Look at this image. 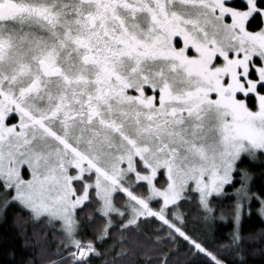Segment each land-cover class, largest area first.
Wrapping results in <instances>:
<instances>
[{"label":"snow or ice","instance_id":"obj_1","mask_svg":"<svg viewBox=\"0 0 264 264\" xmlns=\"http://www.w3.org/2000/svg\"><path fill=\"white\" fill-rule=\"evenodd\" d=\"M244 158L264 159V0H0L24 264H243V218L264 221Z\"/></svg>","mask_w":264,"mask_h":264},{"label":"trees","instance_id":"obj_2","mask_svg":"<svg viewBox=\"0 0 264 264\" xmlns=\"http://www.w3.org/2000/svg\"><path fill=\"white\" fill-rule=\"evenodd\" d=\"M241 167L249 168L254 174L255 190L264 187V159L250 161L244 158ZM18 208L11 207L7 211L6 219H0V264H24V261L39 253V247L33 250V245L37 241L33 238V224L29 222L23 227L27 230V238L21 233L20 228L15 223ZM192 227V224H189ZM39 231V229H36ZM232 231L228 222H219L217 227V236L225 238ZM242 231L245 236L243 244V264H264V221L256 215L245 214L242 223ZM251 234H255L251 238ZM42 235H45L42 233ZM46 239H53L51 236H45ZM27 239V245H26ZM44 243V239L39 241ZM229 264L235 261V264H241L239 257H228ZM96 264H103L102 260H97Z\"/></svg>","mask_w":264,"mask_h":264},{"label":"rangeland","instance_id":"obj_3","mask_svg":"<svg viewBox=\"0 0 264 264\" xmlns=\"http://www.w3.org/2000/svg\"><path fill=\"white\" fill-rule=\"evenodd\" d=\"M230 22V21H229Z\"/></svg>","mask_w":264,"mask_h":264}]
</instances>
